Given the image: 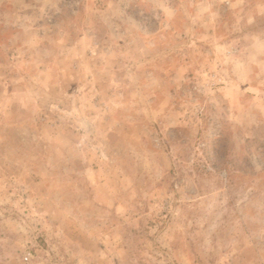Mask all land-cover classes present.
Instances as JSON below:
<instances>
[{"label":"rangeland","instance_id":"rangeland-1","mask_svg":"<svg viewBox=\"0 0 264 264\" xmlns=\"http://www.w3.org/2000/svg\"><path fill=\"white\" fill-rule=\"evenodd\" d=\"M0 264H264V0H0Z\"/></svg>","mask_w":264,"mask_h":264}]
</instances>
